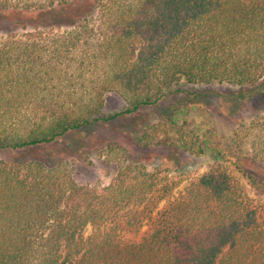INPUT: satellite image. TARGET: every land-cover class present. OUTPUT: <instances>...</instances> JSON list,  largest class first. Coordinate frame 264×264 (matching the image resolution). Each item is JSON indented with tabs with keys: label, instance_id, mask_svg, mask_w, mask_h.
Instances as JSON below:
<instances>
[{
	"label": "trees",
	"instance_id": "1",
	"mask_svg": "<svg viewBox=\"0 0 264 264\" xmlns=\"http://www.w3.org/2000/svg\"><path fill=\"white\" fill-rule=\"evenodd\" d=\"M12 14L0 27V151L130 117L183 83L264 80V0H0V23ZM109 93L126 107L106 116ZM205 138L180 146L203 152ZM235 140L251 157L213 148L198 177L118 163L107 185L79 184L68 156L0 159V264H264V184L247 167H264V113Z\"/></svg>",
	"mask_w": 264,
	"mask_h": 264
},
{
	"label": "rangeland",
	"instance_id": "2",
	"mask_svg": "<svg viewBox=\"0 0 264 264\" xmlns=\"http://www.w3.org/2000/svg\"><path fill=\"white\" fill-rule=\"evenodd\" d=\"M15 15L3 19L0 27L11 29ZM25 19L35 24L47 23L43 15H26ZM32 31L31 28L19 29L13 35H25ZM7 40V34H0L1 43ZM189 92L200 95L189 96ZM125 107L124 98L109 93L104 98L102 112L110 116L122 112ZM263 113L264 80L249 88L226 83H183L157 106L144 107L137 114L116 119L108 125H96L70 133L50 145L18 152L0 151V159H34L52 165L57 159L68 156L69 170L79 184L107 185L115 175L118 163L128 162L144 164L148 170L160 168L172 174L185 172L198 177L213 166V148L229 156L237 153L251 157L249 147L241 153L236 151L235 133ZM189 132L206 137L203 152L182 150L180 145ZM239 134L244 139L245 134ZM112 144L114 149H107ZM76 146L78 149H73ZM247 165L264 184V167ZM243 180L250 197H253V190Z\"/></svg>",
	"mask_w": 264,
	"mask_h": 264
}]
</instances>
